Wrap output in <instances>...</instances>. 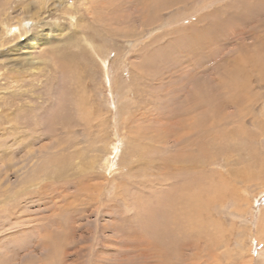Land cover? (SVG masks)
<instances>
[{
    "label": "rangeland",
    "instance_id": "obj_1",
    "mask_svg": "<svg viewBox=\"0 0 264 264\" xmlns=\"http://www.w3.org/2000/svg\"><path fill=\"white\" fill-rule=\"evenodd\" d=\"M54 1L0 0V12L8 14L1 18H30L22 9L40 4L43 17L28 21L25 36L29 30L47 31L34 49L15 50L18 39L7 43L18 28L0 36V264H162L137 235L153 219L145 214L170 191L168 183L193 173L205 189L200 200L210 194L213 222L172 264H264V86L256 85L253 72L249 81L227 62L248 54L254 63L259 60L264 0H62L55 6ZM242 31L244 37L237 38ZM196 33L223 38L208 50L195 48L198 56L190 58L196 42L190 35ZM228 38L231 42L219 44ZM63 55L80 58L85 87L78 93L85 102L77 107L82 116H93L87 129L73 133L59 130V117L77 99L54 67ZM241 60L251 69L249 60ZM236 84L247 86L243 101L236 106L230 100L235 106L219 112L225 118L221 128L203 118L202 110L194 130L191 116L164 118L173 106L206 107L214 88L221 95L216 99H231L230 86ZM73 108L77 119L81 114ZM178 120L187 127L182 133L189 128L198 143H207V130L216 139L197 165L177 154L184 143L151 151L154 136L176 133Z\"/></svg>",
    "mask_w": 264,
    "mask_h": 264
},
{
    "label": "bare ground",
    "instance_id": "obj_2",
    "mask_svg": "<svg viewBox=\"0 0 264 264\" xmlns=\"http://www.w3.org/2000/svg\"><path fill=\"white\" fill-rule=\"evenodd\" d=\"M43 1V0H41ZM62 0H55L54 1V6L57 4V2L61 3ZM177 1V0H176ZM175 1V3H176ZM233 1V0H232ZM258 1V0H257ZM260 2V1H258ZM263 2V1H261ZM260 2V3H261ZM250 3V2H249ZM182 4V3H181ZM226 4V3H225ZM232 4V3H231ZM254 4V3H252ZM173 6V5H172ZM29 8L26 7V9L24 8V10L22 9V11L20 12L23 14L26 13H30V18L24 19L22 20L24 15H15L14 17H5V18H1L0 17V36L3 38L5 35L4 33H9L11 31V33L13 32L14 29L18 28L17 30V35L14 34L15 38L11 39V40H7L6 42L9 43L10 41H14L15 39H18L16 41L13 42V48H15V50L24 48L25 46L28 45V48L30 49H34L43 39V37L45 36V34H47V31L40 28L37 30V32H33L31 33V30H29V37H26L25 35L28 33V29H27V23L29 20H40L43 16L42 12H43V7L37 3H34V6L29 5ZM223 7V6H222ZM226 7V6H225ZM239 7V6H238ZM237 7V8H238ZM241 7V6H240ZM263 7V6H262ZM252 8V7H251ZM49 10V9H48ZM230 10V9H229ZM243 10V9H242ZM233 11V10H232ZM4 12V11H3ZM257 12V11H256ZM1 13V12H0ZM233 13V12H232ZM264 13V12H263ZM5 14L1 13V15ZM221 14V13H220ZM6 16L8 14H5ZM4 15V16H5ZM183 15V14H182ZM240 15V14H239ZM243 15V14H242ZM240 15V16H242ZM231 16V15H230ZM238 16V15H237ZM240 16H238L240 18ZM45 17V16H44ZM177 17V16H176ZM233 17V16H232ZM148 18V17H147ZM219 18V17H218ZM235 18L237 19V17L235 16ZM238 18V20H239ZM215 19V18H214ZM234 19V18H233ZM243 22L244 18H240ZM217 20V19H216ZM246 20V19H245ZM145 21V20H144ZM10 22V23H9ZM245 22V21H244ZM143 23V22H142ZM144 24V23H143ZM211 24V23H210ZM243 24V23H242ZM193 25V24H192ZM216 26V25H215ZM206 27V26H205ZM213 27V26H212ZM218 27V26H217ZM235 28V27H234ZM237 28V27H236ZM182 29V28H180ZM211 29V28H210ZM191 30V29H189ZM195 30V29H193ZM197 30V29H196ZM176 31V30H175ZM192 31V30H191ZM203 31V30H202ZM177 32V31H176ZM190 32V31H189ZM218 32V30H217ZM10 33V34H11ZM41 33V34H39ZM172 33V32H171ZM178 33V32H177ZM180 33V32H179ZM185 33V32H184ZM193 33V32H192ZM199 33V32H198ZM196 33V34H198ZM182 34V33H181ZM195 34V35H196ZM183 35V34H182ZM195 35H190V37L192 38V41H196L195 43H191L190 47H191V52L190 54L193 56H190L194 58L195 54L196 56H198V51H203V50H208L209 46H213L216 43H218V40H221L222 38H219L218 40L216 39H207V36L204 35V39L202 38L203 35L202 34H198L197 36ZM202 35V37H201ZM237 38H242L244 37V31L239 32L236 34ZM22 36L25 38L23 39L22 43L19 42L20 39H22ZM28 36V35H27ZM171 36V35H170ZM186 36V35H185ZM0 37V38H1ZM177 37V36H176ZM179 37V35H178ZM184 37V36H183ZM206 38V39H205ZM209 38V37H208ZM226 38V37H225ZM257 38V37H256ZM26 39V40H25ZM175 39V38H174ZM189 39V38H188ZM232 38H228V39H224L221 43L219 44H227L229 42H231ZM2 40V39H1ZM5 40V39H4ZM3 40V41H4ZM191 40V39H190ZM179 41H181V39L179 38ZM257 41V40H256ZM6 42H4L6 44ZM189 42V41H188ZM1 43V42H0ZM190 43V42H189ZM255 44V43H254ZM258 48L257 49V57L259 58V60L257 61V63H254L252 58H250L249 54L246 56H243L241 58H245L248 61V64L250 65L251 69H246L245 65L243 64L244 61L241 60H229L227 59V62L229 61L232 62L230 65L233 67L232 70L236 69L239 72H242L244 75H246V77L248 78L249 81H252V78L254 79L255 77V83L256 85L260 84L261 86H264V38H259L258 40ZM184 45V44H183ZM198 49V51L195 50ZM213 50V49H212ZM92 52H94V50L92 49ZM96 53V52H95ZM200 53V52H199ZM202 53V52H201ZM101 54V53H100ZM187 54V53H186ZM107 55V54H106ZM185 55V54H184ZM204 55V54H202ZM97 56V55H96ZM71 57V56H69ZM69 57H64L61 56V58H58L56 61L60 60L58 66L56 64V62H54V67L57 69V71L59 72L58 74H61V77H63L64 80H67L66 82L68 83V89H69V93L70 96L74 97V95L77 97V99H75L72 103L71 106L66 108L67 112L64 111L63 114H59V118L60 120H62L59 124L61 125L59 130H64L65 132L69 133V132H75L78 131L79 129L77 128H81V129H87L88 126L90 125L91 121H92V117H88V116H82V109L81 107H77L79 104L84 103L85 100L81 97H83L82 94H79L78 91H81L84 89L85 85L82 81V77H83V72L84 70L81 69V67L78 69L77 66L78 65H82V63L79 62L80 58L78 56H76L73 60ZM164 57V55H163ZM189 57V56H188ZM206 57V56H205ZM204 57V59H205ZM210 57V56H209ZM198 58V57H197ZM203 57H201V60ZM226 58V57H225ZM104 67H107V60L100 58ZM99 59V60H100ZM151 59V58H150ZM177 59V58H176ZM188 59V58H187ZM207 59V58H206ZM152 60V59H151ZM172 60V59H171ZM185 62H187L186 60H184ZM183 61V62H184ZM207 61V60H206ZM77 62V63H76ZM150 62L148 60H146V58L143 60V65L147 66ZM184 62V63H185ZM189 62V61H188ZM193 62V61H192ZM200 62V61H199ZM197 62V63H199ZM205 62V61H204ZM203 62V63H204ZM259 62V64H258ZM196 63V64H197ZM201 63V62H200ZM141 64V63H140ZM151 64V63H150ZM165 64V63H164ZM191 64V63H189ZM211 64V63H210ZM182 65V64H181ZM180 65V66H181ZM193 65V64H192ZM202 65V63H201ZM140 66V65H139ZM248 66V65H247ZM172 67V66H171ZM204 66H202L201 68H203ZM206 67V66H205ZM229 67V66H228ZM210 68V66H209ZM55 69V70H56ZM84 69V68H83ZM196 70V69H195ZM193 70V71H195ZM231 70V71H232ZM184 71V70H183ZM204 71V70H203ZM206 71V70H205ZM229 71V70H228ZM106 72V71H104ZM161 72V71H160ZM171 72V71H170ZM177 72V71H176ZM185 72V71H184ZM254 73L255 75H252L253 77L250 78L251 73ZM56 73V72H55ZM54 73V74H55ZM183 73V72H182ZM195 73V72H194ZM198 73V72H197ZM196 73V74H197ZM208 73V72H207ZM70 74V77L68 76ZM160 74V73H159ZM204 74V72H203ZM242 74V76H243ZM187 76V75H186ZM190 76V75H189ZM164 77V76H163ZM178 77V76H177ZM195 76H193L192 78H194ZM207 77V76H206ZM234 77V76H233ZM84 78V77H83ZM147 78V77H146ZM176 78V77H175ZM179 78V77H178ZM250 78V79H249ZM134 79V78H133ZM140 79V78H139ZM143 79V78H142ZM148 79V78H147ZM170 79V78H169ZM180 79V78H179ZM188 79V78H186ZM209 79V78H208ZM211 79V78H210ZM229 79V78H228ZM190 80V79H189ZM213 80V77H212ZM244 80V79H243ZM210 81V80H209ZM204 82V81H203ZM208 82V81H207ZM88 83V82H86ZM139 83V82H138ZM184 83V81H183ZM232 83V81H231ZM246 83V82H245ZM185 84V83H184ZM192 84V83H191ZM205 84V82H204ZM145 85V84H144ZM182 85V84H181ZM186 85V84H185ZM194 85V84H193ZM227 85V84H226ZM234 85V82H233ZM236 85H240V84H236ZM214 86V85H212ZM216 86V85H215ZM214 86V87H215ZM218 86V85H217ZM216 86V87H217ZM77 87V88H76ZM131 87V86H130ZM180 87V86H179ZM191 87V85H190ZM237 87V86H236ZM236 87H232V85L230 86L231 88V93H233V97L231 99L228 98V100H221V99H216L217 97L221 96L220 92L217 90V88H214V92L212 91V97H211V101L206 103V107L202 108L201 107L203 105H201V107H198L197 104L195 103H185V105L187 106V108H184L183 106V110L180 111L176 106V108L170 109L169 111L165 112L164 118L165 116H167L166 118L169 120H173L181 117H187V116H191V122H192V126L193 130L195 128L196 125V119L197 117H195L196 112L199 110H202V112L204 113L203 118L205 117L210 119L209 121H212V125L217 124L218 128H221L219 125L221 123H223L222 121H224L223 118L218 117L219 112L224 110L223 108H227L230 105H234L232 104V102L230 100H233V102L237 105H241V102L243 101V98L241 96L242 92H245V90L247 89L246 84L244 85H240L238 86V88ZM142 88V87H141ZM181 88V87H180ZM222 88V87H221ZM220 88V89H221ZM76 89V91H75ZM144 90V88H142ZM178 90V89H177ZM183 90V89H180ZM213 90V89H212ZM208 91V90H207ZM222 91V89H221ZM179 92V91H178ZM224 92V89L222 91V93ZM227 92H230L229 90H227ZM237 92V93H236ZM143 93V92H142ZM145 93V92H144ZM176 95V94H175ZM217 95V96H216ZM244 95V93H243ZM209 96V95H208ZM230 96V95H228ZM226 97V96H225ZM197 98V97H196ZM195 98V99H196ZM207 98V97H206ZM201 100V99H200ZM72 101V99H71ZM192 101V100H191ZM188 102V101H187ZM196 102V101H195ZM212 102V105H211ZM215 103V105H213ZM77 108V112L78 114H81V116H79L77 119L74 117L75 112L74 108ZM235 106V105H234ZM241 107V106H240ZM164 108V107H163ZM162 108V109H163ZM181 109V108H180ZM246 109V108H245ZM168 110V109H167ZM242 110V109H240ZM243 111V110H242ZM231 112V111H230ZM183 115H180V114ZM242 113V112H241ZM246 113V112H245ZM55 114V113H54ZM198 114V113H197ZM239 114V113H236ZM58 115V114H57ZM180 115V116H179ZM55 116V115H53ZM243 116V115H242ZM57 118V116H55ZM215 117V118H214ZM55 118V119H56ZM189 118V117H188ZM199 118V117H198ZM253 118V117H251ZM52 119V118H51ZM50 119V120H51ZM216 119V120H215ZM59 120V121H60ZM168 120V121H169ZM171 120V121H172ZM186 120V118H185ZM184 120V121H185ZM198 120V119H197ZM199 120H201L199 118ZM228 120V119H227ZM226 120V121H227ZM53 121V119H52ZM58 121V122H59ZM56 122V123H58ZM175 122V121H174ZM189 122V121H188ZM207 122V121H206ZM201 123V122H200ZM199 123V124H200ZM55 124V123H54ZM169 124V123H167ZM198 124V123H197ZM198 124V125H199ZM178 130H176L174 132V130L172 133H169L170 129H168L167 131L169 132H161L160 135H155L154 136V140L156 142V145L153 146V149H151V151H160V152H164L166 150L163 149V145L166 143H170L172 145H180L184 143V148H182L180 151L177 152V154H184L186 157H188L190 160H192L191 162L195 163V162H202L203 160L200 158H203V155L207 154L206 150L208 149V146H213L215 143L214 140V135L212 136L213 132L212 131H208V141L207 143H198L197 142V136L198 135H194L192 132L190 131V129L188 128L187 131H183L182 133V129L183 126H181L180 124V120H178V122H176L174 124ZM189 125V124H188ZM203 126V124H202ZM52 127V126H51ZM189 127V126H188ZM200 128L201 125H199ZM187 128V127H186ZM185 127L183 129H186ZM198 128V126H197ZM206 128V126L204 127ZM217 128V129H218ZM209 129V128H207ZM203 130V128H202ZM222 130V129H220ZM227 130V127L226 129ZM201 131V130H200ZM214 131V130H213ZM219 131V130H217ZM55 132V131H54ZM57 132V131H56ZM55 132V133H56ZM224 132V131H223ZM232 133V131H230ZM58 133V132H57ZM56 133V134H57ZM62 133V132H61ZM182 133V134H181ZM198 132L195 131V134H197ZM202 133V132H201ZM219 133V132H218ZM235 133V132H234ZM238 133V132H236ZM222 134L219 133V135ZM204 135V134H203ZM223 135V134H222ZM237 135V134H236ZM226 136V135H225ZM237 136H240L239 134ZM236 136V137H237ZM199 137V136H198ZM232 137V136H231ZM171 138V140H170ZM238 138V137H237ZM236 139V138H235ZM234 139V141H235ZM240 139V138H239ZM222 140V139H221ZM226 140V138H225ZM242 140V138H241ZM220 141V139H219ZM233 141V142H234ZM242 142V141H241ZM160 145V146H159ZM218 145V144H217ZM136 146V143L131 145L132 148H134ZM159 146V149H158ZM182 146V145H181ZM215 146V145H214ZM219 146V145H218ZM144 148H147L146 146H143ZM211 148V147H210ZM217 148V147H216ZM136 150V149H134ZM212 150V149H211ZM177 154L173 155L174 158L177 159ZM222 154V153H221ZM140 156H142V154H140ZM200 156V158H199ZM2 158V157H0ZM213 160V159H212ZM197 163H195L197 165ZM253 175V174H252ZM251 176V175H250ZM3 177L0 176V183L2 181ZM183 181L179 182L178 179H173L171 182L168 183V186L170 188V191H168V189H166L163 193L164 195V201L159 202L157 201L156 204L154 205H150L151 206V210L149 209V212L145 215H147L148 217L153 216V219L150 221V219H146L143 222V228L141 229L140 234L137 235V239L141 240V241H145V244H148L149 246H151L154 249V252L157 254V256H159L161 258L160 262L162 264H172L174 256H177L180 254L179 250L184 248V247H188V246H192L194 247L196 245V242L198 241L199 237L198 234L200 235L201 233H199V230H202L204 232L205 228L207 227V225H210L213 221L212 218H210V211L209 208H207L209 206V203L207 204L206 202L209 201V195L207 196V199L204 198V201H201L200 198L202 196V191L205 189L200 188V185L198 184V173H193L192 175H187V179L185 180L184 178H182ZM204 180V179H203ZM209 181V180H208ZM211 182V181H210ZM1 186V185H0ZM123 187H125L123 185ZM244 189V188H243ZM3 190V188H2ZM209 192V191H208ZM210 193V192H209ZM1 196V194H0ZM3 198V197H1ZM8 198V197H7ZM94 200V199H93ZM92 200V201H93ZM207 200V201H206ZM2 202V201H1ZM145 203V202H144ZM144 206V205H143ZM147 206H149L147 204ZM3 208V207H2ZM148 210V209H147ZM146 211V210H145ZM149 214L151 216H149ZM205 215V217H204ZM63 217V216H62ZM64 218V217H63ZM212 219V220H211ZM60 220V219H59ZM30 221V220H29ZM147 221V222H146ZM215 223V222H214ZM216 225V224H214ZM220 225V224H219ZM219 225L217 226V229H219ZM212 229V227H211ZM210 229V230H211ZM134 231V230H133ZM215 232V231H214ZM134 233L136 234V232L134 231ZM150 234L152 237L154 238H147L146 239V234ZM217 233V231H216ZM206 233H204L205 235ZM209 239L208 241L211 240V237L207 238ZM2 242V239L0 240ZM206 241V242H208ZM0 242V243H1ZM54 247V246H53ZM199 247V246H198ZM189 251V249H188ZM191 252V250H190ZM2 253V251H1ZM45 254V253H44ZM187 254V253H186ZM3 255V254H2ZM81 257V256H80ZM3 260V259H2ZM179 260V259H178ZM181 260V259H180ZM179 260V261H180ZM57 262V261H56ZM182 262V261H181ZM179 263V262H178ZM177 264V263H176ZM185 264V263H184Z\"/></svg>",
    "mask_w": 264,
    "mask_h": 264
}]
</instances>
